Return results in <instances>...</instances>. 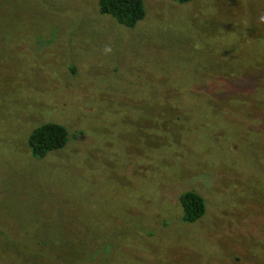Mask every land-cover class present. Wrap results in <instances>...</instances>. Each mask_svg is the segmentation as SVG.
I'll return each instance as SVG.
<instances>
[{
  "label": "rangeland",
  "instance_id": "rangeland-1",
  "mask_svg": "<svg viewBox=\"0 0 264 264\" xmlns=\"http://www.w3.org/2000/svg\"><path fill=\"white\" fill-rule=\"evenodd\" d=\"M98 1L0 0V264H264V0Z\"/></svg>",
  "mask_w": 264,
  "mask_h": 264
},
{
  "label": "trees",
  "instance_id": "trees-1",
  "mask_svg": "<svg viewBox=\"0 0 264 264\" xmlns=\"http://www.w3.org/2000/svg\"><path fill=\"white\" fill-rule=\"evenodd\" d=\"M177 1L186 4L191 0ZM98 8L101 14L109 15L129 28L136 27L147 15L144 0H99ZM68 141L69 132L64 125L47 122L32 131L28 144L35 157L44 158L53 151L64 149ZM180 202L184 210V222H197L206 214V201L196 191L181 194Z\"/></svg>",
  "mask_w": 264,
  "mask_h": 264
}]
</instances>
